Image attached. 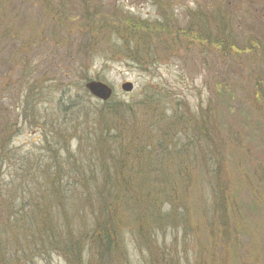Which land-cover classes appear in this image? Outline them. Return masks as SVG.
I'll return each mask as SVG.
<instances>
[{"label":"rangeland","instance_id":"obj_1","mask_svg":"<svg viewBox=\"0 0 264 264\" xmlns=\"http://www.w3.org/2000/svg\"><path fill=\"white\" fill-rule=\"evenodd\" d=\"M7 44L0 264H264V107L251 97L255 81L264 83V0H0V52ZM14 74L34 75L36 119L21 112L15 121L11 113L24 101ZM226 76L243 105L219 132L230 140L219 160L234 193L221 220L205 172L191 162L193 148L171 158L179 137L163 133H173L165 122L173 110L180 116L188 107L204 119L214 82ZM89 80L111 86L110 99L91 96ZM126 81L130 92L121 90ZM71 97L78 108L64 114L60 101ZM100 117L119 131L101 134ZM132 152L154 159L128 164L150 187L140 212L134 199L128 210L96 200L101 179L89 188L77 172L87 156L116 163ZM106 213L122 219L113 224L118 247L102 257L95 235Z\"/></svg>","mask_w":264,"mask_h":264},{"label":"trees","instance_id":"obj_2","mask_svg":"<svg viewBox=\"0 0 264 264\" xmlns=\"http://www.w3.org/2000/svg\"><path fill=\"white\" fill-rule=\"evenodd\" d=\"M95 19L96 18L93 17V20ZM3 31L4 33L6 32V30ZM135 34L140 36L141 41L142 34L138 31H136ZM85 36L87 37V34H85ZM4 37L7 38L6 35H4ZM123 43L124 45H128L129 47L128 39H125ZM7 46L8 44L5 46L3 45V48L0 52L1 62H5V51L3 52V49H6ZM134 49L136 54L139 56V50H137L136 45ZM14 76L17 77L19 83V102L24 100L22 104H20V106L18 105V107H13V109H11V113L13 117H15V121H17L21 112L30 114L33 111L32 108L34 107H31V105L29 104L36 103L33 95L37 87V82L33 77L34 75L30 78L25 76L18 77L17 74H14ZM62 77L66 78V76ZM1 78H3L2 75ZM56 78L58 77L55 73V75L53 76V81H55ZM233 78L235 79L236 77ZM231 81L232 79L226 76L225 78H220L219 80L214 82L216 91L208 99L207 105L202 112L204 119H198L193 114V112L189 111L188 107L187 113H184L180 116H178L176 114V111L173 110L172 113L168 114L165 119V122L168 124L169 129L173 130V133L168 136L163 133V136L167 137V139L169 140H173L174 136L175 138L179 137L173 142V153L172 150L170 152L171 158L179 159L180 161L182 158H184L183 155H185L186 148L189 146L193 148V156L191 162L195 163L198 169H201V171L205 172L206 182L210 187L213 188L215 196L217 197L216 206L218 205L219 208H221V220H223L226 216L225 210L227 206L234 205V202H229V199L234 195V193L233 189L227 190V183L224 184V178L222 174L224 173L226 168L225 165L222 167V163L219 160V156H221L223 153V144L227 146L230 140L228 136L222 138L219 135V132L221 126H223V118H226V114L230 113L231 109L236 106V104L243 105L240 100H238L235 96H233L232 93H230L232 92L233 87L240 88L236 82ZM32 82H35V84L32 85ZM254 86L255 90L251 95L252 101L264 107V83L261 84L258 81H255ZM25 89H27V92L25 91ZM71 98L72 99H68V102L60 101L62 103V110L64 114H67L73 109L77 110L78 108V103L76 102L77 100L73 97ZM90 100V95L88 94V100H86L83 105L84 108L86 104H90ZM210 109L214 114L209 112ZM4 110L5 108H2L0 106V135L3 134L1 142L9 138L5 133L2 132L5 128L2 116ZM86 113L87 112H85L84 110V116H86ZM209 113L212 114V116H210ZM31 114L33 115V117L36 116L34 112ZM36 118L37 116L34 119ZM100 118L102 119L101 123H103L100 129L101 134H103V132H105L106 135L112 133L111 127L116 131H119L120 128L118 126L115 127L110 125L105 117ZM157 122L160 121L157 120ZM81 133L87 134V131ZM110 138L115 139V136L111 135ZM99 139H101V142L103 141L104 143L107 138ZM162 147L167 148L168 145L164 144L162 145ZM132 154L134 155H120L121 160L116 163L113 161H108V158L103 160L99 155H96L94 158L92 156H87V160L81 163L80 168L77 170V172L86 177L85 184L89 188H91L92 184L95 183L98 177L99 179H101L100 188L96 189L95 191L96 197H92H95L96 200L99 199L102 202H106L111 198L114 202H116L119 209L123 208L124 210H128V208L130 207L126 201L128 199H134L136 200L137 206L136 212H140L141 204L139 200L149 195L150 187L145 188V181L138 174H133V170L128 167V164H132L135 157L136 160L134 163L138 166H141L142 161H144L143 163L147 166L148 163L154 161V159L151 152H148L147 154H144L142 152H132ZM224 161L227 163V155L226 157H224ZM170 162L173 163V159H171ZM111 168H113V170L109 171V169ZM125 168L129 169L124 170ZM95 169H98V171H94ZM57 170H59V168H57ZM112 171H114V175L110 173ZM68 182L74 183L69 178ZM225 191L227 192L225 193ZM88 195L89 197H91L90 193H88ZM73 197H75V194H73L72 192L69 195V198ZM180 207L185 208V206L181 203ZM149 208L150 207H146L145 211L143 212V214H145L146 216L148 215L147 212L149 211ZM102 216H107V218H102L103 220H99V231L95 235V241L97 250L103 257L111 251L116 250V248L118 247L113 224L120 221L122 219V215H117V213H106L102 214Z\"/></svg>","mask_w":264,"mask_h":264},{"label":"water","instance_id":"obj_3","mask_svg":"<svg viewBox=\"0 0 264 264\" xmlns=\"http://www.w3.org/2000/svg\"><path fill=\"white\" fill-rule=\"evenodd\" d=\"M84 87L90 95L102 101H106L112 96L111 86L99 80H89L84 84ZM132 88L133 84L129 81L121 84V90L124 92H130Z\"/></svg>","mask_w":264,"mask_h":264}]
</instances>
